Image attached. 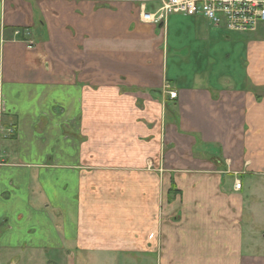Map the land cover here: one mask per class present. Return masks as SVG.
Segmentation results:
<instances>
[{
    "label": "crops",
    "instance_id": "obj_1",
    "mask_svg": "<svg viewBox=\"0 0 264 264\" xmlns=\"http://www.w3.org/2000/svg\"><path fill=\"white\" fill-rule=\"evenodd\" d=\"M159 6L0 0V260L264 264V24Z\"/></svg>",
    "mask_w": 264,
    "mask_h": 264
},
{
    "label": "built area",
    "instance_id": "obj_2",
    "mask_svg": "<svg viewBox=\"0 0 264 264\" xmlns=\"http://www.w3.org/2000/svg\"><path fill=\"white\" fill-rule=\"evenodd\" d=\"M159 8L154 12L143 10L141 21L145 23H162L169 15L178 14L186 17H202L214 27L223 26L229 32H254L264 24V0H158ZM27 36L28 34L25 33ZM31 43L27 44L30 49ZM170 100L176 98V92L166 90ZM15 133L7 128L4 138ZM235 190L240 183H234Z\"/></svg>",
    "mask_w": 264,
    "mask_h": 264
},
{
    "label": "rangeland",
    "instance_id": "obj_3",
    "mask_svg": "<svg viewBox=\"0 0 264 264\" xmlns=\"http://www.w3.org/2000/svg\"><path fill=\"white\" fill-rule=\"evenodd\" d=\"M158 9V8H157ZM156 11V10H155ZM178 25H174V28L176 29ZM171 31L172 29L170 28V32L168 33L169 37H171ZM256 31V30H255ZM252 33V32H248ZM245 36V35H242ZM235 36H231V39ZM239 44L233 43L232 40L230 41L229 44V49H230V59H229V66L230 69L234 66L235 69L237 70L238 74H242V64L244 60V56L241 50V44H246L241 41V39H238ZM245 40V39H244ZM233 51H235L233 53ZM233 65V66H232ZM1 165V164H0ZM78 258H69L66 259H53V264H156L154 261L155 259H145V258H137L136 255L133 256H114L113 258L106 257L107 255H102V254H94L93 256H86V254L80 255L78 254ZM134 257V258H133ZM9 260H0V264H7ZM12 262V261H11ZM24 264H44L43 259H27L23 261ZM10 263V262H9ZM23 264V263H22Z\"/></svg>",
    "mask_w": 264,
    "mask_h": 264
}]
</instances>
